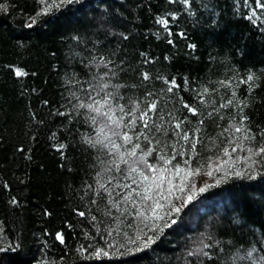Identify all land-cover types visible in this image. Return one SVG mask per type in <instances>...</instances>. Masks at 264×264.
Returning <instances> with one entry per match:
<instances>
[{
    "label": "trees",
    "instance_id": "obj_1",
    "mask_svg": "<svg viewBox=\"0 0 264 264\" xmlns=\"http://www.w3.org/2000/svg\"><path fill=\"white\" fill-rule=\"evenodd\" d=\"M243 1L195 0L183 6L174 0H76L43 13L44 3L52 0H0L7 4L6 10L0 9V264H233L235 256L243 259L249 245L259 250L264 244V180L246 175L214 184L224 173L214 171L209 177L204 167L190 179L197 187L212 186L195 194L167 227L149 229L143 238L154 235L151 244H137L132 251L133 245L126 243L125 232L135 239V230L127 227L137 223L134 217L113 223L117 217L101 211L97 233V222L76 212L89 208L82 189L94 176L96 154L79 143L80 126L61 115L68 93L77 91L70 80L84 77L88 61L99 53L115 64L116 77L111 79L123 86L126 97L165 87L154 77L174 75L182 89L177 98L183 95L192 102L207 87L206 96L216 107L222 96H231L223 80L246 79L251 73L252 91L240 84L237 100L247 97L248 124L254 131L264 130V6L252 10L242 7ZM185 7L188 12L181 11ZM166 10L180 12L172 21L186 32L182 38L174 36V44L155 23V15ZM141 53L156 59L145 65ZM14 66L27 74L17 77ZM142 70L152 78L144 81ZM185 76L191 81L188 88ZM172 103L178 105V100ZM203 107V115L191 117L204 120L200 156L192 157L197 163L212 155L206 151V138L214 140L219 126L227 127L235 114L228 106L209 116L211 107ZM57 143L66 146L57 149ZM12 198L18 203L12 204ZM206 206L210 211L203 213ZM106 226L121 231L108 238ZM61 230L63 243L55 236ZM111 239L125 244L113 249L120 255H91ZM200 245H209L212 255H190Z\"/></svg>",
    "mask_w": 264,
    "mask_h": 264
},
{
    "label": "snow or ice",
    "instance_id": "obj_2",
    "mask_svg": "<svg viewBox=\"0 0 264 264\" xmlns=\"http://www.w3.org/2000/svg\"><path fill=\"white\" fill-rule=\"evenodd\" d=\"M73 2L76 0L45 2L41 12L47 13ZM174 2L189 6L195 0ZM255 2L260 4L261 0ZM0 9L6 10L7 4H0ZM181 11L188 12L189 9L185 7ZM179 14L178 11H172L168 16L159 15L157 23L171 35L173 29L170 18ZM30 19L35 23L34 18ZM176 35L183 37L186 32L180 29ZM124 38H127L126 34ZM73 39L79 41L80 38L76 36ZM168 42L174 44L176 41L170 39ZM188 47L195 48L196 45L189 44ZM92 51L96 52V49L93 48ZM141 55L145 56V65L156 59L146 53ZM101 65L108 70L93 71V67L100 69ZM114 67L115 64L104 55H94L88 61L84 77L70 80L71 84L78 86L77 91L68 93L69 98H66L64 112L61 113L80 126L83 134L79 143L87 145L86 150L90 154H96L93 162L94 176L89 178L90 182H85L82 189L83 198L88 200L89 208H77L76 212L79 216H90L92 221H96L94 226L97 233H100L99 225L102 223L98 219L101 211L105 217L116 216L117 219L113 223H118L119 217L125 220L134 217L137 223L129 222L127 227L129 230H135V239L125 232L126 243L133 245L132 251L136 250L137 244H151L154 235L143 238L149 229L167 227L174 214H179L181 209L194 199L195 194L202 193L212 186L205 183L197 187L192 183L190 177L199 173L201 167L207 168L209 177L214 176V171L224 173L214 178V184L246 175L260 176L264 180V130L254 131L248 124L250 118L245 114L247 97L237 100L240 84H247L248 91H252L254 76L251 73L247 74L246 79L240 76L235 81L223 80L222 85L231 88V96L227 99L222 96L219 105L211 107L206 96L210 91L207 87L196 92L192 102L183 95L177 98L175 90L181 85L175 76H156L154 78L163 81L165 87L145 91L139 98L126 97L122 92L123 86L112 82L111 78L116 77V72L112 70ZM13 71L17 77L27 74L26 70L19 66H14ZM140 75L144 81L152 78L147 70H142ZM190 83L189 77L185 76L184 87L188 88ZM211 91L214 92L215 89ZM170 100H178L179 106L177 103L169 105ZM205 105L211 107L209 116L228 106L235 108V114L229 116L227 127L219 126L220 131L214 140L211 137L206 138V151L212 152V155L207 157V162L201 160L197 163L192 157L200 156L197 149L201 140L205 139L202 135L204 120H193L184 112L186 110L193 116L203 115ZM65 146L63 143L54 145L57 149ZM20 147L23 149L24 146ZM178 157L184 159L178 160ZM177 198L180 203L176 202ZM11 203L17 204L18 200L12 198ZM94 212L96 214H93ZM120 231L119 228L107 227L104 235L111 238ZM55 236L61 243L64 242L65 235L62 230L57 231ZM123 247L124 243L118 244L117 240L111 239V243H106V247H95L91 255H120L119 251L113 249ZM205 248H209V251H205ZM81 251L88 250L81 248ZM190 255L210 257L212 251L209 245H200ZM242 256L243 259L241 255L235 256L233 264H244V261L248 264H264V244L259 250L255 244L249 245Z\"/></svg>",
    "mask_w": 264,
    "mask_h": 264
},
{
    "label": "bare ground",
    "instance_id": "obj_3",
    "mask_svg": "<svg viewBox=\"0 0 264 264\" xmlns=\"http://www.w3.org/2000/svg\"><path fill=\"white\" fill-rule=\"evenodd\" d=\"M80 1V3H82L83 4V2H85L86 0H79ZM93 1H96V0H91V2H93ZM264 6V0H261V3L260 4H257L256 2H255V0H244L243 1V6L242 7H251V9L253 10H255L257 7H263ZM171 13V11L169 10H166V12L164 13V15H166V16H168L169 14ZM159 15H162L161 13H157L156 15H155V23L158 25L157 26V28H158V30L160 31V33H162L163 34V36H164V38L167 40V42L170 40V39H174V36H177L178 38H180L181 36H179V35H176V33L179 31L178 30V28L177 27H175L174 26V24H173V21H172V23H171V27H172V29H173V32H172V34L170 35L168 32H166L164 29H163V26H161V25H159L158 23H157V17L159 16ZM171 20H172V18H170ZM182 38V37H181ZM188 44H190V43H188ZM101 66H103V65H101ZM105 67V66H104ZM163 76V75H162ZM174 75H171V77H173ZM170 77V78H171ZM157 84L159 85V84H162V85H164V86H166L165 84H164V82L163 81H157ZM181 92L182 91V89H181V87L180 88H178V90L176 89L175 90V93L176 92ZM198 104V103H197ZM185 114H190V117H192L193 116V114H191V113H188L187 111L185 112ZM200 208V207H199ZM203 213H206L207 211H210L209 210V207H204L203 208Z\"/></svg>",
    "mask_w": 264,
    "mask_h": 264
}]
</instances>
